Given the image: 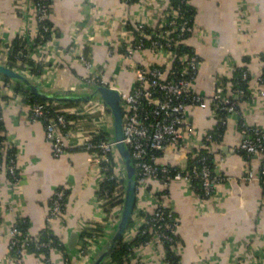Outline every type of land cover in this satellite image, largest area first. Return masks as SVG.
<instances>
[{
    "label": "crops",
    "instance_id": "1",
    "mask_svg": "<svg viewBox=\"0 0 264 264\" xmlns=\"http://www.w3.org/2000/svg\"><path fill=\"white\" fill-rule=\"evenodd\" d=\"M194 9L196 32L186 42L199 56V68L192 89L208 95L222 78L231 77L233 69L246 66L251 78L249 96L236 102L243 120L249 124L263 121V102L253 97L264 54V0H188ZM161 0H51L49 22L57 52L48 66L43 67L41 80L47 87H66L81 81L82 66L74 55H86L110 75L116 70L115 83L128 87L132 73L124 68L121 40L127 37L125 22L150 23L157 14ZM33 0H0V29L9 42L16 36L29 37L34 33ZM244 21H240V18ZM135 55H158L149 51ZM56 61V65L54 64ZM106 117L110 113L107 109ZM194 126L203 133L217 125V115L211 110L188 108ZM90 116L76 115L75 136L67 152L55 157L44 138L42 123L28 119V107L22 103H0L4 124L3 136L11 140L17 151L21 171L13 182L0 173V264H44L32 251L17 259L8 249V229L16 220L26 222L27 234L40 233L53 191L64 188L67 197L63 213L52 222V231L64 243L73 232L80 236L71 251L70 264H87L76 249L84 229L97 228L103 213L97 200L101 181L98 161L94 155L79 147L82 133H92L100 112L97 107L87 111ZM242 135L236 118L229 119L221 140L215 142L213 161L215 171L229 179L219 184L212 197L200 201L191 186L182 180H172L164 186L151 180L150 191L167 192V202L179 220L177 254L179 264H264V193L257 178L243 179L247 166H257L260 157L243 156L234 148ZM187 151L169 147L160 161L169 165L187 161ZM137 202L150 211L153 202L137 197ZM106 219V218H105ZM94 251L113 234L109 223ZM141 264H160L161 247L141 246ZM52 257L60 260L59 251ZM102 264H114L107 257ZM131 264H138L131 262ZM163 264V263H162Z\"/></svg>",
    "mask_w": 264,
    "mask_h": 264
},
{
    "label": "built area",
    "instance_id": "2",
    "mask_svg": "<svg viewBox=\"0 0 264 264\" xmlns=\"http://www.w3.org/2000/svg\"><path fill=\"white\" fill-rule=\"evenodd\" d=\"M48 1L33 0L35 29L31 38H43L44 32L52 31V27L46 24L49 21L50 3ZM128 1L124 0L125 3L132 4ZM161 2L156 8L155 18L150 23L134 22L133 30H128L125 27L127 37L121 40L123 55L119 57L124 68L132 73V80L128 87L115 83L116 70L111 71L108 75L105 70L97 67L86 55H74L73 59L82 66L83 73L80 77L82 82L117 89L120 95L123 117L125 118L123 142L128 147L133 160L136 175L135 195L136 198L145 197L153 202V208L148 211L136 200L130 220L132 224L128 225L122 237L124 241L132 239L142 225H145L150 232V240L131 247L132 262L138 264H141L142 261L139 253L141 246H156L164 249L165 243H169L171 251L177 254L178 241L176 238L179 220L174 216L173 210L167 202L168 194L165 190L154 192L148 188L151 180L159 181V175L166 173L168 166H171L160 161L161 155L169 147L187 151V155L189 153V156L186 155L187 161L188 158L194 159L196 157L190 170L186 169L187 161L183 164H177V168H180L184 173H177L172 180H182L191 186L192 179L197 178L204 191V196L199 197L203 203L212 197L219 184L229 179L220 172L212 173L206 164V156L203 153L213 156L215 128L203 133L200 138L199 131L189 115V107L211 110L214 117L215 114L218 115L217 110H224L226 116L221 120L224 124H227L229 119L236 118L242 138L234 150L244 152L247 156L256 155L260 157L257 171H255L254 166H247L243 179L253 180L257 178L264 193V109L262 123L249 124L243 120L236 102L229 98V95L244 94L243 89L239 87L230 89V86L222 80H219L208 95L192 89V82L199 68V56L191 45L192 54L176 55L172 45L186 42L188 37L196 32V28L193 22L192 24L187 22L184 12L179 7H174L171 0H161ZM240 21H244L242 17ZM144 25L151 26L152 31L144 32ZM136 33L142 38L136 39ZM144 41H149V45L145 46ZM7 43L9 40L6 39L5 34L0 29V64L9 66L7 61L10 53L3 47ZM57 50V45L51 35L35 51L30 52L29 57L33 58L35 63L40 62L45 67L50 64L53 53ZM146 51L158 55H135L136 53L143 54ZM21 64L22 61L17 60L16 68H12L30 77L33 81L46 85L40 77L43 70L40 74L33 75L28 71V68H19ZM53 65H56V61ZM242 77H247L246 71L242 73ZM14 83L11 79L3 80L0 77V103H27L28 95L16 91ZM251 92H254V98L264 104V78L261 74L256 79L254 91ZM59 104L58 102L39 103L35 101L28 106L29 121L42 123L44 138L50 144L55 157H60L67 152V148L75 136L74 120L68 118L67 115L75 117L82 114L90 118L87 111L97 107L100 112L98 119L102 120L106 117V108L101 100L77 102L67 107ZM49 110L52 111L51 116L47 115ZM0 120H2L1 115ZM101 131H104L106 136L96 140L95 137ZM13 146V142L7 137L0 141V173L4 172L11 181L16 182L21 171L17 164V151L9 152ZM79 147L91 152L97 159L101 180L105 177L103 171L106 169L102 163L110 164L111 174L109 178L121 185L123 202L126 176L123 163L116 151L111 117L109 116L108 119L104 120V123H95L92 133L83 132ZM64 192V188L53 191L45 228L51 229L52 222L62 215ZM97 200L103 213V218L98 220V231H95L91 236H81L80 243L75 250L76 255L85 263H88L97 252V249L96 251L94 249L100 243L107 223L112 228H114L113 225H116L122 206L121 202L119 208L109 218L103 210L106 199L97 194ZM163 208H167L168 211H163ZM17 223L18 220L14 221L8 229V249L17 259L28 253V244L32 242L34 248L39 251L38 256L44 264H66V259L60 252V260L52 257L54 249L48 242L41 239L40 233L24 234ZM44 248L48 249V252L44 251ZM162 263L170 264V260L166 258L165 254L160 264Z\"/></svg>",
    "mask_w": 264,
    "mask_h": 264
},
{
    "label": "trees",
    "instance_id": "3",
    "mask_svg": "<svg viewBox=\"0 0 264 264\" xmlns=\"http://www.w3.org/2000/svg\"><path fill=\"white\" fill-rule=\"evenodd\" d=\"M51 0L48 1V3H50ZM136 0H129L128 2L133 3ZM172 5L174 7H179L183 12H184V17L187 19V22L189 24H192L193 22V16H194V9L193 7L189 4V1H181V0H171ZM47 25L51 26V23L49 21L46 22ZM125 27L128 30H133L135 27V24L127 21L125 23ZM143 30L144 32H151L152 28L149 25H144L143 26ZM44 37L40 38V37H33V38H29V37H20V36H16L14 37L9 43L3 45L4 48L7 49V51L10 53L9 57H8V61L7 64L10 67L16 68V62L17 60L22 61V64L19 66V68H28V71L33 74V75H38L42 72L43 70V66L40 62L35 63L33 58L29 57V53L33 52L36 50V48H38V46L41 45V43H43L44 40L49 39L52 35V31L49 32H44ZM155 39H159L160 41H162L160 38L153 36ZM142 38L138 35V33H136V39ZM145 42V46L149 45V41H144ZM173 50L176 52V55H182V54H192L191 51V47L187 42H181L179 44H176L175 46L172 45ZM1 52V51H0ZM261 60L262 62L264 61V54L261 55ZM18 67V66H17ZM246 71L247 73V77L243 78L242 77V73ZM260 74L263 76L264 78V65L261 69ZM0 77L3 80L8 79L7 77L0 75ZM251 78L250 73L248 72L246 66H238L235 67L233 69L232 75L231 77L228 78H222L221 80L225 83L228 84L231 88H236L239 87L241 89L244 90V94L242 95H229V98L235 102H237L240 99H246L249 96V91H248V81ZM15 84V90L22 93V94H27L28 95V99H27V103L25 104L27 107L30 105V103L32 102H50L44 99L39 98L38 96H36L35 94H31L29 93L27 90H25V88L20 84V83H14ZM75 103H60V106H72ZM218 113L217 115V125L216 127H214V131H215V142H219L221 140L222 137V133L226 127V124H224L221 120L226 116V112L224 110H217L216 111ZM48 116L52 115V111H48L47 113ZM68 118H74V116L72 115H67ZM5 127L4 124L2 122V120H0V141H2L4 139L3 137V131H4ZM106 136V133L104 131H101L99 135H97L95 137L96 140L102 139ZM10 153H14L16 152V148L15 146H13V148H11L9 150ZM240 154H242L243 156H247L244 152H239ZM187 155V154H186ZM204 156H206V164L209 166L210 171L212 173H216L215 171V165H214V161H213V156L207 153H203ZM189 156V153L188 155ZM196 158V157H195ZM195 158L191 159L188 158L187 161V167L186 169L190 170L192 168V166L195 163ZM106 163H102V165L106 166V169H104V178L100 181L99 183V188L97 190V194L106 199V202L103 204V210L104 212L107 214V216L109 218H111L114 214V212L119 208L121 202H122V191L120 190L121 185L118 184L117 182H115L114 179H110L109 176L111 174V169H110V164H106ZM177 173H184V171H182L180 168H177V165H171L168 166V171L166 173L160 174L159 175V181L163 184L168 185L172 179L174 178V176ZM191 188L194 191V193L199 196V197H203L204 196V191L200 185V181L197 178L192 179L191 182ZM120 191V192H119ZM163 192V191H162ZM64 197L62 200V206L64 208V204L66 201V197H67V191L65 190L64 192ZM163 211H168L167 208H163ZM174 216L175 213L173 212ZM130 225L132 223H129ZM17 226L22 230V232L24 234H27V224L26 222H21L18 220ZM99 227V226H98ZM98 227L97 228H91V229H84L83 233L81 234V236H91L95 231H98ZM40 237L43 241H46L50 244L51 248H53L56 251H59L62 256L64 257V259H66V264H70V256L68 255L67 252V247L65 245L64 242H62L60 240V238L51 230L48 228H44L43 230H41L40 232ZM151 235L150 232L148 231L147 227L145 225L140 226L136 236H134L132 239L128 240V241H124L123 239H121L117 245L115 246V248L113 249V251L109 254V259L114 263V264H131L132 262V246H136L139 244H143L146 241L150 240ZM178 236L176 238V241H178ZM27 250L30 252H34L36 253V255H39V251L36 250L34 248V244L32 242H29ZM164 254L166 256V258H168L170 260V264H176L179 261V256L174 253V251H171L170 247H169V243H165L164 245ZM44 251L48 252V249L44 248ZM15 257V256H14Z\"/></svg>",
    "mask_w": 264,
    "mask_h": 264
},
{
    "label": "water",
    "instance_id": "4",
    "mask_svg": "<svg viewBox=\"0 0 264 264\" xmlns=\"http://www.w3.org/2000/svg\"><path fill=\"white\" fill-rule=\"evenodd\" d=\"M0 75L13 80L15 83H20L29 93L35 94L39 98L50 102L77 103L101 100L103 106L109 111L113 138L116 141V151L123 163L126 178L120 215L114 227L113 234L103 243L101 248L87 263L102 264V262L113 251L117 243L122 239L123 234L130 223L131 215L136 203V175L130 151L123 142V123L125 118L123 117L120 95L117 89L109 88L104 85L84 83L82 81L72 87L65 88L55 86L53 89H50L46 85H43L40 82H35L30 77L3 64H0ZM79 236V232H73L65 243L68 255L73 251Z\"/></svg>",
    "mask_w": 264,
    "mask_h": 264
},
{
    "label": "rangeland",
    "instance_id": "5",
    "mask_svg": "<svg viewBox=\"0 0 264 264\" xmlns=\"http://www.w3.org/2000/svg\"><path fill=\"white\" fill-rule=\"evenodd\" d=\"M113 227H115V225H113Z\"/></svg>",
    "mask_w": 264,
    "mask_h": 264
}]
</instances>
